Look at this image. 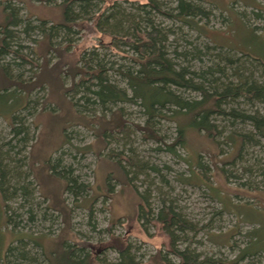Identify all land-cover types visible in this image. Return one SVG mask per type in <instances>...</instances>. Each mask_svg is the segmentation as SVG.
I'll use <instances>...</instances> for the list:
<instances>
[{"label":"rangeland","instance_id":"rangeland-1","mask_svg":"<svg viewBox=\"0 0 264 264\" xmlns=\"http://www.w3.org/2000/svg\"><path fill=\"white\" fill-rule=\"evenodd\" d=\"M141 1L146 0H91L83 1L82 6L75 3L71 6L76 17L71 30L56 29L54 38H45V44L36 27L41 24L39 19H46L44 24L49 27L50 20L58 17L59 10L53 6L56 2L0 0L8 2L17 19L15 25H10L14 36L7 38L6 49L0 50V68L22 82L24 87L17 92L26 100L24 107L12 114L13 118L0 114V158L5 171L0 175V194L9 216L7 225L2 227L9 246L6 264H46L42 244L47 248L63 238L92 245L98 259L114 262L119 243L115 237L125 239L135 261H145L161 250L169 262L176 264L179 251L186 249L202 264H264V253L241 257L249 243L247 233L257 223L247 224L236 211L223 210V202L237 203L241 206L237 208L246 213L245 220L264 224L262 147L245 144L239 160L223 163L232 150L225 137L232 131H252L254 124L247 116L256 110L264 114L262 99H236L231 105L243 110L244 118H233L232 125L226 117L215 118L219 125L216 147L203 132L182 127L178 121L181 118L175 117L171 108L150 116L135 103H101L92 93L93 83L74 86L79 75L67 74L66 67L60 75L49 70L57 58L53 47L75 50L92 66L97 62L105 65L104 76L126 89L125 76L119 70L132 67L130 47L115 45L121 40L107 45L108 34L93 29L88 32L86 27L94 23V14L109 10L114 2L134 13L133 6ZM192 1L210 12L208 19L200 22L209 30L212 43L258 51L262 38L250 31L240 14L246 17L247 24L260 27L264 22V0ZM162 2L167 8L175 4L173 0ZM251 6L263 7V20L249 13ZM153 18L160 27H171L172 32L166 36L172 56L174 51L201 49L202 62L187 60L193 68L208 64L216 52L225 53L218 48L207 51L204 45L210 41L193 30L183 27L186 34L182 35L178 24H171L172 20L160 15ZM48 43L51 49L47 52ZM174 60L187 64L181 56ZM244 66V74L260 75L259 69H253L249 62ZM181 93L196 96L192 91ZM117 114L124 120V130L111 127ZM101 123L107 126L103 135L96 130ZM12 124L20 128L19 134H15ZM252 136L264 145V138ZM87 145L92 148H86ZM213 153L216 155L212 156ZM45 161L62 171L63 176L86 186L75 196L62 192V207H53L51 197L41 192L46 187L57 194L64 183L55 178L48 180L42 172ZM115 162L125 169L126 177L119 174ZM244 203L254 206L257 213ZM138 204L152 210L171 208L191 224L192 228L185 231H170L174 252L161 226L143 214L138 216Z\"/></svg>","mask_w":264,"mask_h":264},{"label":"trees","instance_id":"trees-1","mask_svg":"<svg viewBox=\"0 0 264 264\" xmlns=\"http://www.w3.org/2000/svg\"><path fill=\"white\" fill-rule=\"evenodd\" d=\"M41 1L43 4L56 2L53 6L59 10L58 17L50 20L51 25L49 27H46L44 24L47 21L46 19H39L41 24H38L36 28L39 29L41 35L44 37L45 44L47 43L46 39L51 40L54 38L56 29L64 28L67 31L71 30L76 18L71 8L72 5L76 3L82 6L83 1L85 3L91 2V0ZM173 1L175 4L171 8H167L162 0L161 2L158 0H146L144 3L141 1V3L133 6L134 13L126 11L119 3L114 2L108 6L107 9L109 10L94 14V23L86 27L88 32L93 29L108 34L110 40L107 42V45L114 44L113 41L121 40V42L115 45L122 44L123 46L130 47L133 53L130 57L132 67L128 66L125 69L119 70L125 76L126 89L117 86L104 76L106 71L105 65L97 62L96 65L92 66L83 54L80 56L75 50L69 52L66 48L59 49L53 47L57 58L49 67V70L60 75L63 68L66 67L65 71L67 74H71L72 77L79 75V79L73 83L74 86H88L89 83H93L95 89L92 90V93L95 94L101 103H135L142 107L150 116L157 114L159 110L171 108L173 113H175V117L179 116L181 118L178 121L182 127H189L191 130L199 133L203 132L205 137L210 139L217 147L215 137L219 134V125L215 118L226 117L225 119H230V124L232 125L235 120L233 118H244L243 110L231 105L236 99L243 98L247 101L262 99L264 101V22L260 27L251 26L247 24L246 17L244 18L239 13L241 20L251 29L250 31L259 35L262 39L257 44L258 51L256 53L238 50L211 42L208 37L209 34H207L209 30L204 23L200 22L201 19H208L210 14L209 11L205 10L204 6L192 0ZM250 8L249 13H254L257 19L262 18L261 20H263V7L257 8L251 6ZM156 15L172 20L171 24L173 25L178 24L176 27L182 35L186 34V32L182 31L184 27L208 38L210 44L204 45L207 51L218 48L220 50L224 49L225 53H221V51L216 52L212 55L208 64L202 63L200 67L193 68L192 63L189 64L187 60L195 59L202 62L201 49L196 47L186 49L183 52L174 51L175 56H172L167 48L168 36H166L172 32V29L171 27H165V25H161L160 27L159 24H156L153 18ZM16 22L14 9L10 8L8 2H1V51L6 49V39L14 36V31L10 29V25H15ZM127 38L131 39V41H127ZM47 45L46 50L48 52V49L51 48L49 47V43ZM233 52L239 55H235L236 53ZM178 56L183 57L187 64L174 60ZM245 62L252 64L253 66L251 67L253 69L258 68L260 75H253L252 73L249 75L244 74ZM47 64L45 62V65ZM44 68L46 70L47 67L44 66ZM23 87L21 81L11 78L5 69L0 68V114L4 117L11 119L13 118L12 114L18 108L24 107L26 100L20 97L17 92V89L22 90ZM127 89L129 92H127ZM182 90L195 92L196 96L183 95L181 93ZM118 114L116 118H113L111 127L124 130L126 127L124 120ZM247 118H249L247 120H250L254 124L252 131H248L247 133L232 131L225 137L231 144L232 150L231 154H229L230 157L223 161L224 164L235 163V161L239 160L242 157L245 144L260 145L264 151V145L261 146V143L258 142L259 139L256 141L253 139L254 136H252L256 134L258 137L264 138V114L256 110L254 114L247 116ZM80 123L82 124V122ZM12 128L15 134L21 132L20 128L15 127L13 124ZM96 130L103 135L107 130V126H105V123H101ZM151 136L155 139L158 138L153 133H151ZM86 148L91 149L92 145H87ZM211 155L216 154L213 153ZM115 164L119 174L126 177L125 169L121 167L119 162H115ZM50 166L49 161H45L43 164L42 172L45 173L48 180L55 178V180H63L64 183L57 194H53V190L51 188L48 190L46 187L41 188V192L45 197H51V201L54 202H52L53 207H62L64 203V199L61 197L62 192H69L75 196L79 191H83L86 186L84 187L82 183H78L72 177L63 176L62 171ZM2 167V159L0 158V175L5 172ZM52 182L50 185H52ZM108 186L105 181V187L108 188ZM0 196V263L6 264V252L9 246L6 243L7 239L4 231H2V227L7 225L9 216L6 213V203L3 196L1 194ZM141 199L144 198L142 197ZM141 202L143 201L141 200ZM139 204L138 216L141 217L143 214V217L153 219L156 224H159L162 231L170 238L168 243L169 245L173 244V248L175 247L174 239H171L170 236L172 235L170 231L174 229L176 231H185L192 228L187 220L181 218L171 208L162 206L152 210L150 208H143V205ZM223 204V210L227 212L236 211V215L241 221L247 222V224L248 222L257 223L247 233L249 243L241 251V257L244 258L256 253H264V224L252 219L245 220L246 213H242L243 211L237 208L241 207L237 203H226L225 201ZM242 205H246L252 211H256L253 209L255 208L254 206L247 203ZM114 239L119 242L116 246L117 259L114 262L98 259L97 251H92V245L79 244L74 241L65 240L64 238L54 242L52 246L48 245L47 248L42 244V255L46 264H174L169 262L165 255H162L161 250L149 255V258L145 261H135L130 254L129 245L126 244L125 239L121 237H115ZM41 243L43 242L40 241ZM111 246L113 247V245ZM174 250L175 248L172 251L174 252ZM178 254L179 260L176 264L203 263L202 261L198 263L199 261L197 262L186 249L179 251Z\"/></svg>","mask_w":264,"mask_h":264}]
</instances>
